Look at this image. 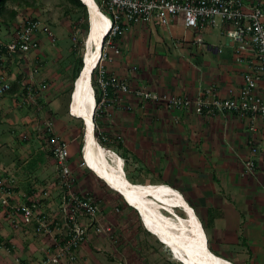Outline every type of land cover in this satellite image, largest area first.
Wrapping results in <instances>:
<instances>
[{"label": "crops", "instance_id": "1", "mask_svg": "<svg viewBox=\"0 0 264 264\" xmlns=\"http://www.w3.org/2000/svg\"><path fill=\"white\" fill-rule=\"evenodd\" d=\"M221 30V26L204 32L187 29L181 17L168 26L131 25L116 39L122 55L108 69L127 77L135 90L197 98L202 90L215 85L213 97L226 98L229 89L240 86L249 63L234 62L232 45ZM198 36L204 39L201 46L195 43ZM42 47L48 50L45 40ZM218 47L222 53L217 52ZM122 102L104 115L100 126L110 140L108 149L122 158L126 178L135 184H161L180 192L201 221L213 254L233 264H264V120L258 119L257 131L252 132L251 119L229 112L188 115L134 95ZM15 112L17 123L27 122L26 112ZM12 118L7 115L9 124L15 123ZM56 125L63 137L72 138L63 129L69 126L61 127L60 119ZM254 146L258 151L253 154ZM38 154L27 158L28 162ZM42 160L24 180V176L18 177L22 170H15L17 166L13 173L4 172L5 162L0 158V176H14L18 181V200L32 199L54 177L53 161L47 156ZM248 160L254 161L255 168L245 174ZM134 251L128 247L126 256L131 258Z\"/></svg>", "mask_w": 264, "mask_h": 264}, {"label": "built area", "instance_id": "2", "mask_svg": "<svg viewBox=\"0 0 264 264\" xmlns=\"http://www.w3.org/2000/svg\"><path fill=\"white\" fill-rule=\"evenodd\" d=\"M100 7L111 22L99 64L93 71L92 84L96 98L94 109L95 135L101 144L110 140L102 134L100 120L122 99L134 95L143 102H153L167 109L181 110L185 114L204 115L229 112L239 118L251 119L250 130L256 132V121L264 120V1L257 3L246 0H100ZM181 17L187 29L202 32L221 26V34L232 45L234 62H248L242 82L236 89L228 90L226 98L213 97L216 86H208L197 98L178 96L150 89H133L127 77L119 76L108 69V64L122 55L115 43L131 25L156 23L168 26ZM78 31H75L74 36ZM44 40L48 50L56 49L58 38L52 28L30 14L17 17L10 27L0 26V111L10 102L13 108L28 110L24 124L35 125L32 136L40 150L50 153L55 175L47 185L38 188L42 196L27 201L15 197L18 181L13 176L0 177V206L14 228L31 231L32 237L44 240L42 258L31 264H64L77 262L80 249L87 244L91 235H112L114 226L106 222L107 213L103 202L89 192L81 193L72 164L71 143L60 134L55 118L48 107L49 85L40 81L41 64L39 52H43ZM198 46L204 39L198 36ZM222 53L221 48H217ZM26 67V71L21 68ZM133 69H136L134 67ZM19 75L21 92L10 94ZM212 97L209 99L206 97ZM130 106H127L129 109ZM97 119L99 123H97ZM26 138V135L23 136ZM258 151L252 148V153ZM83 157V154H82ZM26 160V159H25ZM84 161V159H83ZM85 165V161L83 163ZM86 166V165H85ZM253 160L244 164V173H252ZM53 186V188L51 187ZM14 194V196H13ZM37 194V193H36ZM56 196V207L46 208L44 200ZM47 244V245H46Z\"/></svg>", "mask_w": 264, "mask_h": 264}, {"label": "rangeland", "instance_id": "3", "mask_svg": "<svg viewBox=\"0 0 264 264\" xmlns=\"http://www.w3.org/2000/svg\"><path fill=\"white\" fill-rule=\"evenodd\" d=\"M18 1L21 0H9L8 2L9 9L18 10V13H20L18 18L26 14L37 17L45 25L52 28L58 38L57 46L59 47L50 51L46 49L39 52L40 81H46L49 85V109L52 110L51 112H57L62 116L60 118L63 122L61 127L69 126L63 129L69 131L72 138H66L69 140L75 138L70 147L72 162L74 166L76 165L74 171L78 190L81 193L89 192L99 198L103 202L104 210L107 213L106 222H110L114 226L112 235H93L90 239L91 242L85 244L89 245L85 248V245H83L80 249L77 262L64 264H134V262H137L135 264H181L165 245L146 230L138 212L83 165L81 152L85 137V125L82 120L75 119L70 115L69 102L72 96L71 89L74 88L73 76L77 60L80 57L83 59L85 51L87 36L85 28L88 24V16L85 18L83 13L69 3L68 0H24L27 3H24L21 8L17 4ZM105 13L110 15L107 10H105ZM75 31L78 32L74 36ZM22 70L25 72L26 67L21 68ZM45 73L51 77L49 78ZM2 110V119L0 118V158L6 166L3 171H8L10 174L14 172L15 166H17L15 170H19L26 165L23 164L24 161H20L23 157L21 153L30 154L29 156H31V153L27 150L28 145H24L19 141L13 142L14 139L20 138L18 133L24 127L27 128L24 125L25 123L22 120L17 123V119L14 118L16 110L10 102ZM22 110L28 112L25 108L19 111ZM8 114L11 117L13 116L12 120L15 123L9 124ZM97 123H99L98 119ZM34 129L35 125H29V131ZM99 141L102 140L99 138ZM16 145H18V150L14 149ZM103 146L109 148L107 144H103ZM32 148L37 153L41 152L37 142L32 145ZM34 148L36 149L34 150ZM20 155L21 157H18ZM28 169L29 166L24 171H21L23 170L21 169L18 177L23 179L25 177L24 180L29 179ZM128 169H130L129 166L126 167V170ZM13 178L15 177L13 176ZM42 178L45 177L42 176ZM51 187L53 188V186ZM39 190L36 191V197L42 196ZM22 195L26 197V191H23ZM42 202L46 203L47 209L53 210L57 204L56 196L54 195L51 199ZM176 212L184 216L182 211L176 210ZM116 227L121 231L116 230ZM44 247V240L41 241L32 237L30 230L24 231L14 228L11 220L7 217L6 210L0 206V264L37 263L42 258ZM128 247L135 250L131 258L126 256Z\"/></svg>", "mask_w": 264, "mask_h": 264}, {"label": "bare ground", "instance_id": "4", "mask_svg": "<svg viewBox=\"0 0 264 264\" xmlns=\"http://www.w3.org/2000/svg\"><path fill=\"white\" fill-rule=\"evenodd\" d=\"M83 1L89 6V31L85 39L82 74L75 80L76 89L72 91L75 92L70 114L85 125L82 154L86 167L110 189L126 197L122 198L138 212L146 230L181 264H233L211 252L201 221L180 192L166 185L130 182L125 176L122 158L97 140L92 74L99 64L102 41L108 35L111 22L95 0ZM176 210L182 211L184 216Z\"/></svg>", "mask_w": 264, "mask_h": 264}, {"label": "trees", "instance_id": "5", "mask_svg": "<svg viewBox=\"0 0 264 264\" xmlns=\"http://www.w3.org/2000/svg\"><path fill=\"white\" fill-rule=\"evenodd\" d=\"M95 1L97 2V4H100V0H95ZM8 2H9V0H0V26L3 27V28L4 27H10V25H12L13 23H15L16 18L20 14V13H18V10L9 9L8 8ZM68 2L71 3L73 6H75L78 10H80L83 13V16H85V18L88 16L87 9H86L85 5H83L80 0H68ZM24 3H27V2L24 1V0H21V1H18L17 2L18 6L20 8L23 7V4ZM25 5H28V4H25ZM33 18L36 19V20H39L37 17H33ZM85 29H86V31L88 33V31H89V21H88V24H87V26H86ZM82 68H83V59H82V57H80L77 60V66H76L75 74L73 76L74 81L78 78V76H79ZM23 79H24V77L22 75H19L18 80H16V82L12 86V89L10 91V94L11 95H14L16 93L21 92V85H20V83H21V81ZM72 91H73V89H71V93H72ZM52 94H54V93H52ZM69 104H70V102H69ZM15 110L18 111V109H16V108H15ZM25 110H27V109H25ZM51 111H50V113L55 118V122L57 121V119H60L62 117L59 113L54 112V111L51 112ZM26 113H27V116H26V121H27V119H28V112H26ZM25 126H27V128L24 127L23 130H21V132L18 133V134H20V136H19L20 138L18 140H19L20 143H22L24 145L25 144L28 145V149L27 150L31 153V156H32V154L35 152V151H33L32 145L36 141H35V139L32 136V133L33 132H31V131L28 130L29 125L26 124ZM24 135H26V138L23 137ZM35 149L36 148H34V150ZM39 151H41V150H39ZM29 155L26 154V153H22L23 159H20V161L21 162L24 161L25 163H23V164H26V165L23 166V167H21L19 169V170L23 169L22 171H24L29 166L28 171L31 172V173L30 172H27V174H30L29 176H32L33 171L36 170V168L39 167L43 163V160H42V157L43 156H47L48 158L51 159L50 153H46V152L41 151V152H39V154L37 155V157H35V159H33L29 163L28 160H27V158L29 159L31 157ZM27 202H29V201H27Z\"/></svg>", "mask_w": 264, "mask_h": 264}, {"label": "water", "instance_id": "6", "mask_svg": "<svg viewBox=\"0 0 264 264\" xmlns=\"http://www.w3.org/2000/svg\"><path fill=\"white\" fill-rule=\"evenodd\" d=\"M81 2H82V4L83 5H85V7H86V9H87V12H88V14H89V6H88V4L87 3H85L83 0H80ZM90 30H91V28H90ZM106 37V36H105ZM105 37H104V39H105ZM104 41V40H103ZM103 41H102V44H103ZM83 63H84V61H83ZM85 67V66H84ZM82 74V71L80 72V75ZM76 89V82L74 83V90ZM75 92V91H74ZM74 92L72 93V96H71V104H70V110H71V105H72V100H73V96H74ZM86 124V123H85ZM82 152H83V150H82ZM122 197H124L125 199H126V197L124 196V195H122V194H120ZM134 209V208H133Z\"/></svg>", "mask_w": 264, "mask_h": 264}, {"label": "clouds", "instance_id": "7", "mask_svg": "<svg viewBox=\"0 0 264 264\" xmlns=\"http://www.w3.org/2000/svg\"><path fill=\"white\" fill-rule=\"evenodd\" d=\"M98 6H99V8L101 9V7H100V4H98ZM102 10V9H101ZM103 12V11H102ZM88 13V12H87ZM88 21H89V16H88ZM108 34V33H107ZM107 36V35H106ZM106 38V37H105ZM105 40V39H104ZM104 42V41H103ZM70 104H71V101H70ZM69 113H71V110H70V107H69ZM71 115V114H70ZM72 116V115H71ZM73 118H75V119H77L76 117H74V116H72ZM85 139V138H84ZM101 144V143H100ZM101 145H103V144H101ZM105 147V146H104ZM82 150H83V148H82ZM82 153L83 152H81V155H82ZM122 197V196H121ZM148 231V230H147ZM149 232V231H148ZM150 233V232H149Z\"/></svg>", "mask_w": 264, "mask_h": 264}]
</instances>
